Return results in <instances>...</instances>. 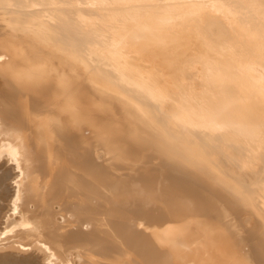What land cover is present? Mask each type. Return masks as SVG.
Segmentation results:
<instances>
[{
  "label": "bare ground",
  "instance_id": "obj_1",
  "mask_svg": "<svg viewBox=\"0 0 264 264\" xmlns=\"http://www.w3.org/2000/svg\"><path fill=\"white\" fill-rule=\"evenodd\" d=\"M0 264H264V0H0Z\"/></svg>",
  "mask_w": 264,
  "mask_h": 264
},
{
  "label": "rangeland",
  "instance_id": "obj_2",
  "mask_svg": "<svg viewBox=\"0 0 264 264\" xmlns=\"http://www.w3.org/2000/svg\"><path fill=\"white\" fill-rule=\"evenodd\" d=\"M104 70V72L106 73V74H111L112 76H115V67H108V66H105V69H103ZM96 71H98V72H100L99 70H96ZM112 79L115 81V82H117L115 79H114V77H112ZM97 87V89L99 90V91H102L101 90V88L100 87H98V86H96ZM122 89H125L124 87H122V86H120ZM126 88H128V93L129 94H134V95H138V91H136L137 89H135V88H129V87H126ZM102 96H108L107 94H106V92H104V91H102ZM132 94V95H133ZM140 99L143 101V97H140ZM110 104H112V106H115V107H121L122 108V115H121V121H119L121 124H124L123 125V127H125V130H124V132H125V136L124 137H126V138H128L129 137V139H133V141L134 142H130V144H128V145H130V146H132V148H134V150L136 149V150H138V151H140V152H148L149 153V151H152L153 150V148L151 147V146H147V144L145 143V141L141 138V136H140V132H144V129L142 128V127H138V122H137V120L130 114V112L128 111V109H126V108H124V107H122V105L119 103V102H116V101H110ZM116 115V111H113V112H111L110 113V116L111 117H114ZM117 116V115H116ZM120 124V125H121ZM140 125H142L141 123H139ZM120 125H118V124H116V125H114L115 127V129H114V132L115 133H118V132H120V129L118 130L117 128L120 126ZM127 125V126H126ZM124 129V128H123ZM117 130V131H116ZM142 135V134H141ZM143 136V135H142ZM159 173H156V176L158 177V179L160 178H162V177H160L159 175H158ZM174 181H175V179H174ZM187 184V183H186ZM194 189V187L193 186H190L189 185V190H191V192H192V190ZM177 191H178V194H177V196H179V193H180V191H179V189H177ZM239 218H240V222L242 223L243 222V225L244 224H246L247 222L246 221H248L249 219H247L246 218V215L244 214V213H240V215H239ZM243 220V221H242ZM244 222H246V223H244ZM252 221H249L248 223H247V225H248V227L250 228V230L251 231H254V230H252V228L254 229L255 228V226L256 225H254L253 223H251ZM240 223V224H241ZM242 225V224H241ZM242 225V226H243Z\"/></svg>",
  "mask_w": 264,
  "mask_h": 264
}]
</instances>
